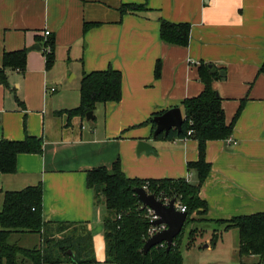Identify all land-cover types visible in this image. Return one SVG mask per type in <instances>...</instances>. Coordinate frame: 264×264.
Returning <instances> with one entry per match:
<instances>
[{
	"label": "crops",
	"instance_id": "1",
	"mask_svg": "<svg viewBox=\"0 0 264 264\" xmlns=\"http://www.w3.org/2000/svg\"><path fill=\"white\" fill-rule=\"evenodd\" d=\"M142 3L145 10L119 11L123 4ZM159 17L188 23L187 45L161 40ZM84 23L95 25L84 30ZM50 38L54 59L46 67ZM33 45L40 48L31 49ZM24 48L23 70L5 68L7 84L0 83V139L40 137L42 151L17 154L16 171L0 173V206L5 191L40 183L46 226L87 228L93 246L102 250L94 264H107L105 207L86 186V172L109 168L118 159L129 178L182 177L195 183L186 164L197 159V141L154 138L146 120L176 106L183 116L181 101L201 92L198 68L207 64L224 73L211 86L221 96L226 123L241 101L242 108L230 142H206L211 168L199 196L207 211L192 217L222 228L216 220L264 212V73L259 72L264 0H0V68L5 51ZM108 66L122 75L118 102L97 103L95 122L87 126L84 118L69 119L60 112L78 105L83 72ZM97 110L102 112L99 121ZM138 141L148 142L155 154H137ZM204 243L203 248L211 245L208 238Z\"/></svg>",
	"mask_w": 264,
	"mask_h": 264
},
{
	"label": "trees",
	"instance_id": "2",
	"mask_svg": "<svg viewBox=\"0 0 264 264\" xmlns=\"http://www.w3.org/2000/svg\"><path fill=\"white\" fill-rule=\"evenodd\" d=\"M145 4H123L121 14L145 10ZM159 21V36L166 43L185 46L189 40L190 25L188 23H173L161 17ZM95 23H84L86 30ZM50 47L46 54V67H51L54 59V42L50 38L46 41ZM26 60V49L5 51L2 55L0 68V83L7 84L5 68L23 70ZM160 64L154 67L155 77L159 76ZM199 78L203 83L201 92L191 98L181 101L183 120L181 130H169L167 135L160 133L156 138L173 140L192 137L197 141V159L188 161L187 171L194 172L196 182L191 183L186 178H129L120 167L117 159L107 168L94 167L86 172V186L92 189L95 197L99 198L105 207L103 217V238L105 243V262L111 264H183L181 241L186 226L196 219L193 213L203 216L207 211L206 202L199 196V189L210 171V163L205 158V147L208 140L226 139L232 132L233 124L238 117L242 101L232 120L227 124L221 106V96L211 86L215 78H223L214 67L211 69L203 64L198 68ZM264 73V60L259 67ZM121 72L108 66L103 70L83 72L79 83V103L77 106L60 111L66 113L67 118L79 116L85 118L92 112L97 103L118 102L121 99ZM177 107V106H176ZM165 110L150 114L146 123L151 125V135L155 129L153 117ZM59 112V113H60ZM92 118L93 115H92ZM192 130L190 135L187 131ZM42 139L26 134L21 140L0 139V173L11 174L16 171V156L19 153H40ZM146 186L145 190L153 193L157 198H176L185 205L187 218L180 233L174 238L171 247L166 250L165 245H156L143 252L142 246L147 239L149 218L147 208L139 201L134 189ZM42 187L38 183L26 186L20 190L4 192L0 208V264H60L61 258L55 256L52 248L39 245L22 246L21 237L27 233L43 234L47 223L41 217ZM223 224V230L234 228L237 230L238 264H264V212L232 216L229 219L216 220ZM56 233L63 232L72 224L57 223ZM77 226V225H73ZM205 229L190 228L185 248L196 244L198 237L204 236ZM54 234L50 236L52 239ZM91 239L90 232L87 233ZM49 238V237H48ZM218 233L212 230L210 242L214 245ZM45 243L49 239L42 240ZM80 240L66 236L58 244L61 253L69 258L68 250L73 253L74 264H94L93 256L82 257ZM75 250V252H73ZM253 258L250 260L249 258ZM70 260V259H69Z\"/></svg>",
	"mask_w": 264,
	"mask_h": 264
},
{
	"label": "rangeland",
	"instance_id": "3",
	"mask_svg": "<svg viewBox=\"0 0 264 264\" xmlns=\"http://www.w3.org/2000/svg\"><path fill=\"white\" fill-rule=\"evenodd\" d=\"M100 107V106H97ZM97 121L101 119L102 112L97 110L95 113ZM94 119H86L84 118V126L92 125L94 124ZM1 207V206H0ZM194 214V213H193ZM196 214V213H195ZM197 216H200L199 214H196ZM199 219V218H196ZM212 222V221H211ZM203 220H195L194 222L188 224L186 228L184 229L182 241H181V254L183 257V264H238L239 259L237 255V241H238V235L237 230L234 228H230L227 230H223L222 228H219L215 226L214 222L210 225L209 223ZM199 228V229H205L204 236L201 238L198 237L196 239V244L192 246L191 248H185L186 243V237L187 233L190 228ZM56 225H49L44 228L43 234H39L36 232L33 233H27L22 236V239L19 240L20 245L22 246H32V245H39L42 247H48L52 248L53 253L55 256L59 255L61 258L60 264H74L71 260L73 258V253L68 250V254H70L69 258H67L66 255L62 254L60 249L58 248V244L54 245L52 243L59 241L61 238L66 236H72L74 240H80V248L82 250L81 256L88 257V256H95L97 257L102 252L101 249H99V246L94 244L92 242V237L89 239L87 236V228L83 226H73L71 225L68 229H65L63 232H60L59 234L56 233ZM216 229L218 233V238L216 239V243L214 245H210L208 248H203V245L205 244L204 241L206 238H211V232L212 230ZM54 234L53 238L50 239V236ZM49 237V238H48ZM43 239H49L48 243L43 242ZM75 252V250L73 251ZM70 259V260H69ZM107 264H111L108 263Z\"/></svg>",
	"mask_w": 264,
	"mask_h": 264
},
{
	"label": "water",
	"instance_id": "4",
	"mask_svg": "<svg viewBox=\"0 0 264 264\" xmlns=\"http://www.w3.org/2000/svg\"><path fill=\"white\" fill-rule=\"evenodd\" d=\"M30 48L39 49L40 47L39 45H33ZM208 67L211 69L213 68L212 65H208ZM219 74L223 75L224 73L223 71H219ZM92 115V112H88L85 118L92 119ZM153 120L156 126L152 133V137L155 138L156 135L160 133L167 135L171 129L180 131L183 116L179 107H172L165 110L162 114L154 116ZM141 151H144L146 154H155L153 147L146 141H138L136 153L139 154ZM134 191L142 205L150 208L157 216V219L151 221L150 224L166 225L165 229L155 232L145 240L142 246L143 252L161 243H165L166 250H168L173 244L174 238L182 230L187 218V213L175 207V198H171L169 202L165 204L153 193L147 192L143 187H136Z\"/></svg>",
	"mask_w": 264,
	"mask_h": 264
},
{
	"label": "built area",
	"instance_id": "5",
	"mask_svg": "<svg viewBox=\"0 0 264 264\" xmlns=\"http://www.w3.org/2000/svg\"><path fill=\"white\" fill-rule=\"evenodd\" d=\"M48 33H49V31H44V34L45 35H48ZM46 46H47L46 53H49L50 47L48 46V44ZM191 133H192V130H188L187 131V135H190ZM226 140L228 142H230L231 141V137L228 136L226 138ZM143 188L145 189L146 186L144 185ZM169 200H170L169 197H163V200H160V201H162L163 203L167 204L169 202ZM174 204H175V207L178 210H180L182 212H185V205H183L181 202H179L176 198H175ZM146 208H147V215H148V218H149V228L147 229V238H148L149 236H151L155 232L160 231L162 229H165L166 228V225L165 224H159V225H152V224H150L151 221L157 219V216L153 213V211L150 208H148V207H146ZM160 245H165V243H161Z\"/></svg>",
	"mask_w": 264,
	"mask_h": 264
}]
</instances>
